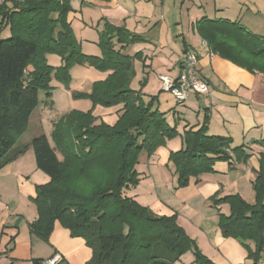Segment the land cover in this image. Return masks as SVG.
I'll return each instance as SVG.
<instances>
[{"label": "trees", "instance_id": "trees-1", "mask_svg": "<svg viewBox=\"0 0 264 264\" xmlns=\"http://www.w3.org/2000/svg\"><path fill=\"white\" fill-rule=\"evenodd\" d=\"M71 10L69 0L0 3V168L31 146L37 167L51 178L38 186L33 197L38 217L30 227L42 240L50 241L59 221L91 249L87 264H178L194 242L172 217L154 216L123 190L137 184L136 165L143 150L150 156L168 139L181 135L183 147L169 157L180 186H186L191 178L198 181L203 174L215 172L217 161L232 158L228 151L231 140L209 134L206 125L180 134L165 113L154 107L155 97L145 100L130 87L133 60L138 55L121 54L113 42L115 36L130 42L126 31L107 24L99 40L103 55H87L68 20ZM205 20L207 25L201 30L212 52L264 73L263 36L237 21ZM7 27L10 36L3 38ZM52 52L62 55V66L48 63L46 55ZM77 64L112 70L90 92L76 96L89 97L95 105L105 107L123 104L118 121L114 125L98 123L92 111H71L55 122L53 144L46 134L36 136L29 145L18 144L39 105V91L50 89L53 73L68 83L69 70ZM233 150L238 152L237 158H248L242 147ZM253 185L257 204L239 193L222 199L215 194L210 199L215 205L230 204L229 214H219L221 233L240 240L257 264L264 251V152L259 155ZM194 253V264H216L196 247ZM45 260L33 261L42 264Z\"/></svg>", "mask_w": 264, "mask_h": 264}, {"label": "crops", "instance_id": "crops-1", "mask_svg": "<svg viewBox=\"0 0 264 264\" xmlns=\"http://www.w3.org/2000/svg\"><path fill=\"white\" fill-rule=\"evenodd\" d=\"M69 1L72 10L68 14V20L73 29L76 27L79 29L78 37L85 54L103 55L99 45L100 33L105 30L107 24L121 27L131 41H118L115 36L113 38L115 49L123 55H138L133 60L135 73L130 87L134 90L141 89L145 100L155 97L154 107L164 112L165 116L173 115V124L168 119L167 121L175 126L180 134L206 125L209 134L230 138L228 151L232 158L228 161H217L214 166L215 174L205 173L200 177L208 188L204 193L205 197L211 198L220 187L224 190L230 188L228 186L235 187L242 180L252 182L255 180L259 155L264 152V73L249 70L219 53L212 52L201 29L207 25L205 19H228L237 21L253 33L264 37V0H77L76 3L73 0ZM188 51L197 53L199 71L209 84V92L191 93L184 102L179 103L171 92L162 88L159 74L178 77L182 68V57ZM111 72L112 70L104 72L102 80ZM112 107L123 112V104L108 108ZM30 142L29 139L18 144L29 145ZM182 147L181 135L168 139L151 157L147 156V162L151 163L157 159L163 162L171 152ZM236 147H242L243 152H240L248 155V158H237L238 152L233 150ZM37 169L39 168L34 150L28 146L21 156L0 168V183L7 185L5 182L10 176ZM225 178L229 180L227 185L221 181ZM192 181L197 180L191 178ZM17 189L20 193L19 186ZM35 195L33 190H27L21 192L16 203H11L0 194L2 232L0 264H9L11 261L32 264L36 258L49 259L54 254H59L62 261L65 259L66 256L59 253L62 252L63 246L58 243L55 233L61 231L59 233L65 236L71 234L69 230L61 229L60 226L55 228L51 236V244L56 252L52 248L43 255L42 248H46L43 246L44 241L34 235L31 228L27 240L14 239L16 233L20 232L16 215L24 217L28 224L38 217L37 206L32 201ZM2 227H7L9 233H4ZM215 232L220 245L228 248L223 250L224 253H230V246L238 244L236 239L222 237L219 227ZM11 235L13 240L9 241ZM72 238L85 245L84 239ZM238 245V257L232 264H248V252ZM86 248L90 251L88 255L90 259L91 249L88 246Z\"/></svg>", "mask_w": 264, "mask_h": 264}, {"label": "rangeland", "instance_id": "rangeland-1", "mask_svg": "<svg viewBox=\"0 0 264 264\" xmlns=\"http://www.w3.org/2000/svg\"><path fill=\"white\" fill-rule=\"evenodd\" d=\"M73 2L76 3L77 0H73ZM82 25H84V23H82ZM76 29H73L74 36L80 43L81 50L83 51L81 41L78 37L79 29ZM9 36L10 29L7 27L3 30L2 37L6 38ZM46 58L48 63L56 68L64 64L62 55L55 52L49 53L46 55ZM104 72L106 71L90 64H77L72 66L69 70L71 78L68 83L59 80L55 73H53L49 82L50 89L48 91L50 94L48 95V91L45 89L39 91V105L33 112L29 128L20 138L19 143H23L29 139L32 141L36 136L46 134L51 144H53L52 131L55 122L71 111H92L97 117L98 123L105 122L114 125L122 114L120 111H117L118 109L116 107L108 108L101 104L95 105L93 100L89 97L76 96L79 92H90L93 84L102 80ZM131 88L133 89V87ZM136 91L143 94L141 89ZM173 101L176 103L175 99H173ZM166 116L168 121L173 124V115L169 114ZM59 156L60 158L62 157L60 154ZM147 156H149L148 153L143 150L139 162L136 165V170L139 173V180L135 186H129L124 189L123 193L126 197L135 199L139 204L149 209L156 217H172L175 223L181 226L186 235L194 242L192 248L181 256V260L178 264H194L195 247L216 264H232V261L238 257V244L241 249L243 248L248 252L241 241L236 239L235 241L238 244L231 245L230 253L228 252L227 255L223 250H228V248L222 247L216 238L215 230L219 227V214L223 213L227 215L231 211L230 204L227 201L215 205L214 200H211L210 197H205L204 193L207 192L208 188L207 185L205 187L203 179L196 182L190 181L188 185L180 186L176 167L170 160V155L166 157L163 162L157 159L151 163L147 162ZM151 156L152 155H150V157ZM212 174H215V172ZM50 180L51 178L40 169H37V171L26 170L16 176H10L5 182L7 185H2V183H0V194L6 197L11 203H16L21 192L33 190V192L37 194L38 186L46 184ZM221 181L223 184L227 185L229 180L225 178ZM18 186L20 187V193L17 189ZM228 187L230 188L224 190L220 187L214 194H217V198L222 199L227 195L239 193L251 204L258 203V196L252 181L242 180L237 183L235 187ZM15 219L20 232L19 234L16 233L17 235H15L14 239L18 241L26 238L25 240H27L29 235L28 232L31 228L30 224H28L26 219L21 215H16ZM59 226L61 229L68 230L59 221H56L54 231L55 228ZM2 231H4V233H9L7 227H2ZM59 232L61 231H58V234L57 232L55 233L58 243L63 246L62 252L60 251L59 253L66 257L63 261L61 260L58 263L87 264L90 251L86 248V243L84 245L80 241L72 240L73 238L70 235L65 236L63 233ZM53 234L54 233H52L51 236H53ZM220 235L222 236L221 232ZM10 240H13L12 235L10 236L9 241ZM43 241V246L46 247L42 248L43 255L50 252L52 248L55 251V248L51 244V237L49 242ZM249 244L252 248L254 247L253 242H249ZM11 262L12 263L9 264L15 263V261ZM247 262L248 264H255L254 260L248 256V253ZM15 264L25 263L20 262ZM32 264L34 263L32 262ZM257 264H264V251Z\"/></svg>", "mask_w": 264, "mask_h": 264}, {"label": "built area", "instance_id": "built-area-1", "mask_svg": "<svg viewBox=\"0 0 264 264\" xmlns=\"http://www.w3.org/2000/svg\"><path fill=\"white\" fill-rule=\"evenodd\" d=\"M7 0H0L3 3ZM19 2L25 0H16ZM199 57L196 52L188 51L182 57V68L178 77L167 74H160L163 82V89L171 92L179 103L184 102L191 93L205 94L209 92V84L202 77L198 70ZM62 258L54 254L51 258L43 261L42 264H57Z\"/></svg>", "mask_w": 264, "mask_h": 264}]
</instances>
